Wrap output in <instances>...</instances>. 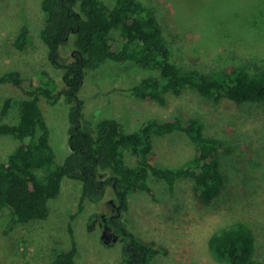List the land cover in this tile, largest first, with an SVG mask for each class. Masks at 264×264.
<instances>
[{
  "label": "rangeland",
  "instance_id": "1",
  "mask_svg": "<svg viewBox=\"0 0 264 264\" xmlns=\"http://www.w3.org/2000/svg\"><path fill=\"white\" fill-rule=\"evenodd\" d=\"M113 5L115 0H104ZM142 4L158 25L159 36L171 60L183 71L212 73L230 66L253 72L264 62V0H134ZM44 22L42 0H0V74L19 71L41 78L47 72L56 89L64 87L62 71L48 61V48L40 37ZM28 24L30 43L24 52L14 50L10 41L20 27ZM62 59L72 62V49L61 50ZM158 75L157 69H143L132 63L107 61L88 71L79 97L84 101L83 124L113 118L126 132L137 131L150 118L179 116L195 120L207 136L221 140L218 151L225 183L210 203L195 194L193 180H182L170 193L154 177L149 185L155 198L132 192L119 220L135 237L162 249L149 264H228L216 261L208 247L210 237L223 227L246 224L255 236L254 257L264 263V104L215 102L186 89L170 95L166 105L139 99L132 87L144 77ZM24 93L11 83H0V125H16ZM9 105L4 112L6 102ZM57 167L71 152L69 113L64 98L51 104L40 99ZM20 142L0 135V163L7 160ZM195 143L184 133L154 139L152 157L161 165L178 168L195 155ZM128 156L130 165L134 160ZM82 183L64 178L58 198L50 201L51 215L9 228L10 215L0 213V264H48L71 247L72 226L78 245L77 264H120L123 241L105 244L101 217L120 206L108 189L100 203H87L78 213ZM112 202V203H111Z\"/></svg>",
  "mask_w": 264,
  "mask_h": 264
},
{
  "label": "trees",
  "instance_id": "2",
  "mask_svg": "<svg viewBox=\"0 0 264 264\" xmlns=\"http://www.w3.org/2000/svg\"><path fill=\"white\" fill-rule=\"evenodd\" d=\"M44 22L40 37L48 48V61L62 71L64 87L56 89L47 72L41 78L24 76L19 71L0 74V83H11L26 96L16 125L1 124L0 135L12 136L20 144L8 159L0 163V213L10 215L9 228L33 221L47 220L49 203L60 196L64 178L82 183L78 213L87 203H100L112 189L127 209L132 192H145L155 198L148 181L152 176L163 181L173 193L182 180L191 179L195 194L210 203L225 183L219 165L221 140L207 136L195 120L179 116L150 118L137 131L126 132L113 118L101 119L95 128L83 124L84 101L79 94L88 71L99 69L107 61L132 63L143 69H157L158 75L142 78L132 87L139 99L166 105L170 95L190 89L205 99L236 104H264V62L253 72L242 66H230L212 73L183 71L171 60L158 25L145 7L134 0H42ZM14 50L24 52L30 43L28 24L22 25L10 41ZM72 49L75 59L65 62L61 50ZM51 104L64 98L72 105L69 113L70 154L63 164L53 167L55 151L50 143L40 99ZM9 105L6 102L4 112ZM174 133L186 134L196 146L194 157L178 168L161 165L152 157L154 139ZM134 160L130 165L128 156ZM121 227L123 254L120 264H149L162 252L155 243L137 238L125 223ZM71 247L48 264H77L78 245L74 231ZM255 236L246 224L223 227L209 239L212 257L228 264H264L254 257Z\"/></svg>",
  "mask_w": 264,
  "mask_h": 264
},
{
  "label": "flooded vegetation",
  "instance_id": "3",
  "mask_svg": "<svg viewBox=\"0 0 264 264\" xmlns=\"http://www.w3.org/2000/svg\"><path fill=\"white\" fill-rule=\"evenodd\" d=\"M118 207L119 206L113 208V214H111L109 217L106 216L101 217L100 226L103 229V232L105 230L108 231L112 240L115 237H118V240L122 241L121 234L119 233V231H121V227L118 225L119 223L117 222V219L121 215V212L120 210H118Z\"/></svg>",
  "mask_w": 264,
  "mask_h": 264
},
{
  "label": "water",
  "instance_id": "4",
  "mask_svg": "<svg viewBox=\"0 0 264 264\" xmlns=\"http://www.w3.org/2000/svg\"><path fill=\"white\" fill-rule=\"evenodd\" d=\"M118 210H120V206L118 207ZM102 241L105 243V244H111V243H114V242H117L118 241V237H115L113 240L110 236V234L108 233L107 230H105L102 234V237H101Z\"/></svg>",
  "mask_w": 264,
  "mask_h": 264
}]
</instances>
